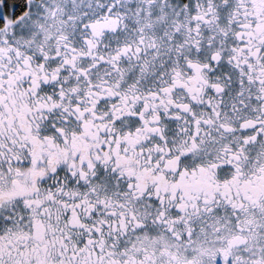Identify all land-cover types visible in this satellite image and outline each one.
Returning <instances> with one entry per match:
<instances>
[{"label":"snow or ice","instance_id":"6c2138e0","mask_svg":"<svg viewBox=\"0 0 264 264\" xmlns=\"http://www.w3.org/2000/svg\"><path fill=\"white\" fill-rule=\"evenodd\" d=\"M0 264H264V0H0Z\"/></svg>","mask_w":264,"mask_h":264}]
</instances>
